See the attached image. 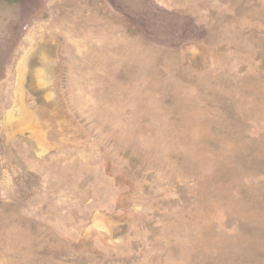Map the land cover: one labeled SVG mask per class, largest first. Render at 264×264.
I'll list each match as a JSON object with an SVG mask.
<instances>
[{
  "label": "rangeland",
  "instance_id": "rangeland-1",
  "mask_svg": "<svg viewBox=\"0 0 264 264\" xmlns=\"http://www.w3.org/2000/svg\"><path fill=\"white\" fill-rule=\"evenodd\" d=\"M0 264H264V0H0Z\"/></svg>",
  "mask_w": 264,
  "mask_h": 264
}]
</instances>
